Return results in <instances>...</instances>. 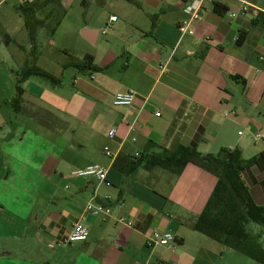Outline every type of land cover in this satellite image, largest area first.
Instances as JSON below:
<instances>
[{
    "label": "crops",
    "instance_id": "0c3cea01",
    "mask_svg": "<svg viewBox=\"0 0 264 264\" xmlns=\"http://www.w3.org/2000/svg\"><path fill=\"white\" fill-rule=\"evenodd\" d=\"M45 1L0 6V264H263L195 231L213 174L189 164L179 176L157 168L124 175L113 163L177 144L202 155L237 152L251 199L264 208V139H255L264 131V0L206 4L192 37L178 30L187 17L179 0ZM38 5L44 26L34 49L19 9ZM87 55L98 71L65 68ZM30 67L59 83L31 76L16 104ZM127 91L134 104L115 107ZM90 165L106 170L108 185L64 178ZM90 202L111 215L86 213ZM76 223L89 227V239L64 244ZM246 228L248 243L264 250V226ZM153 230L176 240L148 248Z\"/></svg>",
    "mask_w": 264,
    "mask_h": 264
},
{
    "label": "trees",
    "instance_id": "16d2710c",
    "mask_svg": "<svg viewBox=\"0 0 264 264\" xmlns=\"http://www.w3.org/2000/svg\"><path fill=\"white\" fill-rule=\"evenodd\" d=\"M48 4L61 6L60 0H46L44 5ZM39 7L38 5L19 9L26 21L29 40L34 49L37 30L44 26V21H39L34 17L35 11ZM215 11L219 14L226 13V10L219 6L215 7ZM157 17L158 15L153 16L154 22ZM59 22L57 21L56 27ZM54 32L55 29L51 34ZM243 39L241 37L239 43ZM65 68H74L79 72H96L99 70L89 55L85 56L82 61L72 59L70 63L65 65ZM31 76H38L52 83H59V80L37 68H27L22 72L17 83L16 104L21 103L24 94L22 84ZM189 164L213 174L217 179L214 191L195 223V231L231 249L245 252L251 258L264 264V250L252 247L248 243L249 237L246 228L248 224L264 226V208L255 205L251 199L248 188L242 180L245 163L240 159L237 152L223 150L216 156L202 155L194 148L177 144L172 149H163L161 153H146L133 158L118 157L114 161L113 167L124 175H132L140 168L148 171L157 168L179 176ZM258 254L262 258H259Z\"/></svg>",
    "mask_w": 264,
    "mask_h": 264
},
{
    "label": "built area",
    "instance_id": "2783aa9c",
    "mask_svg": "<svg viewBox=\"0 0 264 264\" xmlns=\"http://www.w3.org/2000/svg\"><path fill=\"white\" fill-rule=\"evenodd\" d=\"M183 7L184 12L186 13L187 17L182 20L178 26V30L182 34V36H194L195 34V27L196 24L201 20L202 15L205 10L206 4H213L214 0H179ZM6 0H0V6H2ZM248 7H244L242 12H247ZM231 18L236 17V14H231ZM117 18L113 17L110 19V22H116ZM135 101V93L133 91L127 92H119L114 96L113 105L117 108L122 107H131ZM160 113H156L157 117H160ZM241 135V133H240ZM110 137L114 136V132H110ZM256 140L264 139V131H259L255 135ZM104 153L106 156L111 157L110 150L108 148L104 149ZM106 170L99 166V165H90L84 169L76 170L69 172L65 175L66 180H77V179H89L93 178L99 183H109L106 182ZM109 198H107L108 200ZM86 213L91 214L95 217L100 215L110 216L111 209L108 206H104L101 204L95 205L94 203L90 202L86 207ZM120 224H124L128 227L132 226V223L125 218H120L118 220ZM90 236V229L89 227L81 224L76 223L73 228L71 234L68 236L67 239L64 240V244H73L79 242H85L89 239ZM176 238L171 233H164L158 230H153L147 237L145 242L148 248H155L157 246H170L175 242Z\"/></svg>",
    "mask_w": 264,
    "mask_h": 264
},
{
    "label": "rangeland",
    "instance_id": "374dc122",
    "mask_svg": "<svg viewBox=\"0 0 264 264\" xmlns=\"http://www.w3.org/2000/svg\"><path fill=\"white\" fill-rule=\"evenodd\" d=\"M42 35H43V33L39 36L40 39L42 38ZM158 153H161V151H159ZM252 226H254V225H251L250 227H252Z\"/></svg>",
    "mask_w": 264,
    "mask_h": 264
}]
</instances>
